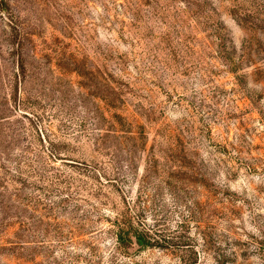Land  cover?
<instances>
[{"label":"rangeland","instance_id":"374dc122","mask_svg":"<svg viewBox=\"0 0 264 264\" xmlns=\"http://www.w3.org/2000/svg\"><path fill=\"white\" fill-rule=\"evenodd\" d=\"M3 1L0 264H264V0Z\"/></svg>","mask_w":264,"mask_h":264},{"label":"trees","instance_id":"16d2710c","mask_svg":"<svg viewBox=\"0 0 264 264\" xmlns=\"http://www.w3.org/2000/svg\"><path fill=\"white\" fill-rule=\"evenodd\" d=\"M5 3L3 0H0V10L4 9L5 8ZM120 241L123 240V238H119ZM134 239L140 244V245H143L145 246L146 244H149L146 239L141 235H136L134 236ZM128 243V234L126 235V240H124ZM130 241V240H129ZM150 245V244H149Z\"/></svg>","mask_w":264,"mask_h":264}]
</instances>
